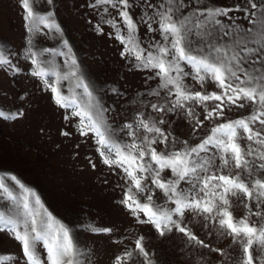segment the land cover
<instances>
[{
    "label": "snow or ice",
    "instance_id": "6c2138e0",
    "mask_svg": "<svg viewBox=\"0 0 264 264\" xmlns=\"http://www.w3.org/2000/svg\"><path fill=\"white\" fill-rule=\"evenodd\" d=\"M44 3L54 7V0ZM18 4L24 44L16 51L0 47V69L20 73L15 62L20 59L29 65L28 75L65 110L64 120H75L78 134L93 140L100 162L119 169L113 171L123 181L116 185L122 190L118 203L135 223L150 225L160 237L180 234L182 251L208 249L222 258L221 264H264V0L234 7H201L203 0H89L87 7L99 17L95 33L104 34L103 25L109 26L108 36L123 46L120 56L129 70L145 73V90L126 101L133 109L131 119L119 125L112 107L97 98L54 11L41 14L37 0ZM41 26L47 30L44 37L59 47L38 45ZM57 56L63 57L62 68ZM153 80L159 81L155 88L150 87ZM62 82L73 84L69 95ZM207 82L216 90L208 91ZM193 83L202 90H194ZM75 89L81 90L79 96ZM111 92L122 95L116 88ZM24 115L22 107L0 109L6 121ZM172 116L187 119L199 142L180 141L165 131L160 125L169 124ZM0 200L15 208L7 214L0 210V233L20 246L19 264H95L92 251L79 246L71 229L55 221L36 191L15 174H0ZM233 200L247 209L246 215L234 217ZM186 213L202 218L209 234L231 237L229 249L199 239L185 223ZM86 231L108 235L113 230L90 223ZM143 239L136 238L134 249L114 256L112 264H130L134 256L138 264H154ZM12 259L0 255V264Z\"/></svg>",
    "mask_w": 264,
    "mask_h": 264
},
{
    "label": "rangeland",
    "instance_id": "374dc122",
    "mask_svg": "<svg viewBox=\"0 0 264 264\" xmlns=\"http://www.w3.org/2000/svg\"><path fill=\"white\" fill-rule=\"evenodd\" d=\"M243 2L203 0L200 6L234 7ZM37 3L41 5V14L47 10L54 11L72 54L87 79L95 85L97 98L105 106L112 107L117 125L131 119L133 109L126 101L145 90V73L129 70L127 60L120 56L123 46L108 36L111 31L109 26L103 25L104 34L95 33L93 25L99 17L95 10L87 7L89 0H54V7L44 3V0H37ZM21 15L18 0H0V47L5 50L16 51L24 44ZM229 15L242 17L243 13L232 12ZM237 22L247 27L243 19ZM45 32L47 30L41 26L38 45L59 47L56 40L44 37ZM15 62L23 69L22 72L0 69V109L10 111L22 107L25 115L16 121L0 118V174L13 173L26 186L34 189L54 220L71 229V235L79 246L92 251L95 264H112L114 256L126 248L134 249V241L139 236H143L145 248L153 254L154 264H221L222 258L208 249L182 251L180 234L169 233L160 237L150 225L136 224L118 203L122 190L116 185L123 181L113 171L118 173L119 169H109L100 162L93 140L78 134L75 120H64L65 110L53 104L49 92L39 89L37 80L28 75L29 65L22 59ZM55 62L62 68L63 57L57 56ZM158 83V80H153L150 87L155 88ZM206 87L208 91L216 90L211 82H207ZM61 88L69 95L67 89L73 88V84L62 82ZM112 88L122 95L112 93ZM193 88L202 90L194 83ZM24 93L27 97L21 102L19 96ZM75 93L79 96L81 90L75 89ZM80 102H86V98H81ZM196 111L201 109L197 107ZM242 111L239 110L236 115ZM156 115L153 113V116ZM232 118H236L235 115ZM160 126L165 131L171 130L180 141L188 139L190 144L199 142L200 136L192 135L187 119L172 116L169 124ZM62 130L69 135L62 136ZM162 149L161 145L158 150ZM90 160L95 163V170ZM165 175L170 173L166 170ZM5 182L11 186L10 181L6 179ZM157 197H162L158 190ZM4 205L5 201L0 200V210L6 214L15 211L11 202ZM230 210L237 219L247 214V209L235 200ZM90 223L101 228L110 227L113 231L108 235H90L86 231ZM185 223L199 239L212 247L229 249L232 245L231 237L218 236L215 231L209 234L203 227L202 218L186 213ZM0 255L13 257L4 264H19L17 258L22 255L20 246L7 233H0ZM130 264H138L135 256Z\"/></svg>",
    "mask_w": 264,
    "mask_h": 264
}]
</instances>
